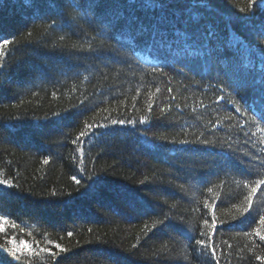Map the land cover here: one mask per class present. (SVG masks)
<instances>
[{
  "label": "trees",
  "instance_id": "obj_1",
  "mask_svg": "<svg viewBox=\"0 0 264 264\" xmlns=\"http://www.w3.org/2000/svg\"><path fill=\"white\" fill-rule=\"evenodd\" d=\"M205 2L106 0L109 9L101 10L94 24L86 22L91 12L74 9L68 24L58 21L49 28L47 17L36 18L18 0H0L3 34L13 40L5 49L11 82L0 89V128L24 126L0 143V178L18 185L7 190L0 186V204L12 213L4 225L7 238L37 248L51 247L48 241L59 243L70 249L58 258L59 264H107L106 257L118 258L121 264H208L195 239H206L201 230H211L203 221L211 223L215 215L212 241L220 264H264L256 259L264 257V245L248 234L264 215V185L253 196L249 212L242 216L238 211L252 182L264 178V133L257 131L264 123L251 119L259 120V109H253L251 101L259 105L264 98V51L244 39L264 33V28L229 23L245 15L239 10L248 8V0H213L215 6L206 11ZM112 12L127 22L123 35L107 29L105 16ZM201 16L214 24L211 47L206 24L190 25ZM129 30H142L151 39L128 50ZM259 43L264 46V41ZM193 49L198 50L195 57L189 56ZM177 62L185 65L184 73L176 71ZM234 81L240 84L238 94ZM224 85L228 87L221 93ZM233 99L246 115L236 112ZM56 112L65 119L52 127ZM141 117L147 120L143 125ZM112 119L137 123L135 128L97 127L73 143L85 122ZM144 130L147 137L207 139L217 147H157L153 144L159 141L139 135ZM225 140L239 159L254 158L251 163L242 166L232 160L231 172L220 171L221 155H229L220 148ZM45 159L49 163L44 164ZM73 176L84 187L76 185ZM94 181H102L100 195L83 198L81 193ZM53 191L57 197L51 196ZM205 201L215 207L210 211ZM165 214L173 217L166 223L182 219L194 238L189 241L184 233L162 225L146 235L145 224ZM11 223L17 227L11 228ZM5 239L0 234V243ZM164 244L168 248L161 250Z\"/></svg>",
  "mask_w": 264,
  "mask_h": 264
},
{
  "label": "snow or ice",
  "instance_id": "obj_2",
  "mask_svg": "<svg viewBox=\"0 0 264 264\" xmlns=\"http://www.w3.org/2000/svg\"><path fill=\"white\" fill-rule=\"evenodd\" d=\"M6 3L7 0H4ZM19 4L26 8L34 14V16L38 19H43L44 17H47L51 23L47 26L49 28H54L58 21H63L65 24H68L70 20L73 19L69 15L70 11L74 9H80L87 14L88 12H91L93 15L89 18L88 21H86L89 24H94L97 22V16L99 15L100 11L103 9H109L108 5L106 4V0H18ZM227 2L230 3V0H227ZM215 6L213 3V0H206L205 2V11ZM241 13H244V16H237L234 20H230L229 23H239L244 22L247 25H250V30L254 29L257 24L261 26V28H264V0H248V8L247 9H240ZM257 16H259V19H257ZM106 26L109 32L112 31H120L121 34H124V29L127 26L126 20L120 18L118 14L115 12H112L110 16H105ZM101 23H104V21H101ZM201 24H206L204 27L205 35L208 36L207 45L208 47L212 46L213 38L216 36V32L214 31V24L212 21H205L204 17H197L196 19L190 20V25L192 28H198ZM208 25H211L208 26ZM28 36L32 35L31 31L27 32ZM128 35L130 36V44L128 50H131V46L138 43H146L148 44V41L151 39L150 35H146L142 30H139V34H137L134 31L129 30ZM63 39V37H61ZM93 40H95V36L92 37ZM245 40H248L251 44H254L256 47H259L260 50L264 51V46H262L259 41H264V33H261L259 35H253L251 38L245 36ZM13 40L6 38V36L3 34V26L0 24V89L4 88L6 84H9L11 82V75L8 72V65L4 62L6 58V52L5 49L8 47V45L12 44ZM89 50L92 51V45L89 44ZM197 49L192 50V54L189 56L195 57L197 54ZM127 62V61H125ZM179 64V68L176 69L178 73H184L185 65L177 62ZM163 68V65L161 66ZM54 70V69H53ZM153 73L157 71V69H152ZM228 87V85H224L223 87L219 88V91L221 93L225 92V89ZM232 87L237 91V94L240 89V84L238 82H233ZM159 91V89H157ZM171 91V90H170ZM220 99L223 100L225 97L223 95L220 96ZM232 104L235 106L236 112H239L242 116L246 115L245 109H243L236 100L231 101ZM83 103V101H81ZM151 104L149 105V111H151ZM251 107L253 109L258 108L259 109V120L255 116L251 117V119L256 122L257 124L264 123V98H261L259 101V105L257 104V100L253 99L251 101ZM69 118L75 119L76 114H70ZM46 119H48L46 117ZM65 117L62 116L61 113L56 112L53 113V124L52 127H58L60 124L63 123ZM107 119V118H105ZM147 122L145 117H141L139 120L140 124H145ZM137 121L134 120H116L112 119L110 123H97V124H88L85 122L84 130H82L79 135L76 137V140L73 141V143H77V141L81 140V137L88 136L94 128H109L116 125L120 126H126L131 125L133 128H135ZM24 126L15 124L12 125L11 128H0V143H5L7 141L8 136L15 135L17 132H20ZM35 127V126H33ZM40 127H48L46 125H42ZM257 131L264 133V128L258 127ZM7 134V135H6ZM248 135V133H245ZM28 135V134H26ZM139 135L145 136L147 139H151L154 141H159L160 143H154V146H160L164 145V143H171L173 145L179 144L181 146H187L190 143H198L205 147H217L215 143H213L210 140L207 139H199L198 141H189L187 139L179 140L178 142L176 140H168L167 137L163 136H152L147 137V130L140 131ZM251 136H256V132H252ZM262 144H264V140L261 141ZM220 148L222 152H228L229 155L227 157L221 155V159L219 162V168L220 171L223 172H231L232 168L230 166V161L236 160L238 163H240L242 166L246 165V163L250 164L251 159L250 158L248 162H245L242 159H239L236 156V149L233 148L232 143L225 140L223 143L220 144ZM260 151L264 152V149H260ZM83 155L81 150V156ZM245 155H247L245 153ZM44 164L49 163L47 159L43 161ZM261 165H264V161H260ZM81 165H83V160L81 159ZM81 173L85 171L83 166L81 167ZM251 168L246 167L247 172H251ZM195 179V176L192 177ZM89 179H92L91 176H89ZM72 180L74 183L78 186L84 187L81 185V180L77 178L76 176L72 177ZM198 182V181H197ZM102 181H94L92 184L88 185L85 188V191L81 193V196L83 198H89L100 195V192L98 191V186L101 184ZM261 185H264V178L257 179L252 182V185L250 187L249 193L244 197V200L246 201L245 204L238 207V211L243 216L244 214L248 213L249 210L252 208L253 205V196L256 194L257 190L261 187ZM0 186H2L3 190L7 189H17L18 185L13 183L12 179L7 178H0ZM245 188H249V183L244 184ZM79 190V189H77ZM209 192H212V188L208 189ZM68 196H71V193H67ZM52 197H57L58 193L56 191H53L51 193ZM204 206L208 208L210 211L215 207V204L208 203L205 201ZM12 215L11 212H8L5 210L4 206L0 204V234L4 235L6 237L5 241L3 243H0V264H38V261L41 262V264H59L58 258L64 254L70 251V249H66L61 246L59 243H55L53 241H48V244L51 245V247H35L32 244L27 243L25 240H18L16 237L7 238L9 236L8 228L4 225L9 224V217ZM173 217L169 216L168 214H165L163 219H156L153 220L151 225L145 224V234L149 232H153V230H156L159 228V226H163L164 229H173L177 232L184 233L185 237L191 241L194 237L192 235H189V232L185 228V222L180 219L177 224L172 223H166V221H171ZM223 223V222H221ZM255 223V221H253ZM203 224L205 228L211 230L210 232H205L201 230L200 235L205 236L206 239H195V244L200 246V249L204 250L205 255L209 258L208 264H220V257L217 256V246L212 241V237L216 232L217 229V220L215 215H213L211 223L207 219H204ZM11 228H16L17 225L15 223L10 224ZM89 232L92 231V229H88ZM249 235L258 238L261 245H264V215H260L258 218V226L253 228ZM67 236L72 237L73 232L67 231ZM47 239V237H45ZM91 243V241H89ZM97 243H103V241H97ZM137 247V244H133L132 248L135 249ZM229 247H231L229 245ZM255 247V244L253 245ZM168 248L167 244L162 245L161 250H166ZM55 249V250H53ZM6 254V255H5ZM107 264H121L120 259L118 258H112V257H106ZM256 259L264 261V257L257 256Z\"/></svg>",
  "mask_w": 264,
  "mask_h": 264
}]
</instances>
